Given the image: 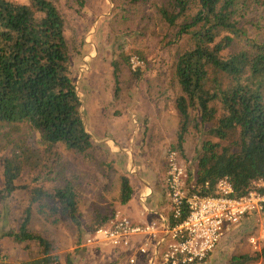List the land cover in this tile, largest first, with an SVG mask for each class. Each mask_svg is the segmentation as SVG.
Returning <instances> with one entry per match:
<instances>
[{"label": "trees", "instance_id": "1", "mask_svg": "<svg viewBox=\"0 0 264 264\" xmlns=\"http://www.w3.org/2000/svg\"><path fill=\"white\" fill-rule=\"evenodd\" d=\"M132 1L152 4L172 35L166 43L183 40L187 45L176 54L174 63L180 90L175 99V148L182 152L190 111L198 112L201 124L211 123L208 134L215 140L202 141L195 158L194 177L189 184L186 179V188L201 185L200 193L214 194L217 180L226 177L234 196L253 189L264 192V13H260L264 11V0ZM238 42L242 43L240 48ZM133 74L138 77L139 68ZM31 133L38 136L39 150L26 144ZM0 139L7 147V153L0 158L2 199L28 187L17 183L24 172L37 171L33 182H58L51 189L41 185L30 188L29 205L22 212L17 230L0 232V239L27 242V250L28 242H37L35 255L17 264H50L54 259L52 243L30 229V205L36 203L39 212L53 217L54 222L70 220L80 232L83 230L77 189L65 177V166H50L44 154L61 145L90 158L95 149L81 116V100L71 75L64 19L50 0H0ZM258 180L263 182L261 186L254 184ZM131 195L132 186L121 175L120 203H126ZM113 213L96 214L85 238ZM184 216L185 212L179 220ZM254 233L253 227L244 222L232 226L226 236L227 241L234 236L235 241H246ZM124 253L121 250L120 255ZM126 254L128 258L129 253ZM262 258L264 241L253 255L231 256L227 264ZM66 264H72L69 257Z\"/></svg>", "mask_w": 264, "mask_h": 264}, {"label": "rangeland", "instance_id": "2", "mask_svg": "<svg viewBox=\"0 0 264 264\" xmlns=\"http://www.w3.org/2000/svg\"><path fill=\"white\" fill-rule=\"evenodd\" d=\"M50 1L64 19L71 75L81 100V116L95 149L90 158L61 145L53 146L44 154V160L48 158L50 166H65V177L77 189L80 228L83 231L80 232L70 220L52 221L53 217L39 212L36 203L30 205V229L51 241L54 259L50 264H66V257L72 264H113L105 254L118 248L101 240L91 246H83L85 236L90 232L88 226L97 219L96 214L121 211L132 222H148L150 210L156 205L157 198L160 199L158 195L166 194L168 152H177L189 184L194 177L195 158L202 141L215 140V137L208 134L211 123L201 124L198 112L190 111L182 152L175 148L178 130L175 99L180 90L174 76V63L176 54L187 45L183 40L166 43L172 35L150 2ZM261 22L264 23V17ZM237 46L240 48L242 43L238 42ZM132 57L141 62L136 68H132ZM138 68L140 74L135 77L133 72ZM38 140L37 134L31 133L26 144L39 150ZM3 143L4 140L0 139V158L7 153ZM36 174L37 171L24 172L17 183L28 187L15 190L8 198L0 197V232L17 230L22 212L29 205L30 188L41 185L51 189L58 184L52 180L33 182ZM121 175H125L132 186V195L123 204L119 199ZM1 179L0 166V188ZM145 184L151 187L153 197L143 196L140 202L137 195ZM140 210L144 212L140 214ZM226 234L209 257L196 264H227L231 256L253 255L255 250L245 240L235 241L234 236L227 241ZM140 238V235L135 236L136 241ZM28 243L29 250L26 249L27 242L15 243L10 237L1 238L0 264H17L33 257L38 244L35 241ZM101 244L106 245V252L93 248ZM131 252V249H125L126 262V253ZM136 256L139 257L138 254ZM133 264H141L140 258ZM154 264H158L157 259ZM242 264H264V258Z\"/></svg>", "mask_w": 264, "mask_h": 264}, {"label": "built area", "instance_id": "3", "mask_svg": "<svg viewBox=\"0 0 264 264\" xmlns=\"http://www.w3.org/2000/svg\"><path fill=\"white\" fill-rule=\"evenodd\" d=\"M130 61L132 68L141 63L136 57ZM186 178L177 152L170 150L165 187L173 222L161 216L160 222L136 223L115 211L104 225L85 238L84 245L101 240L116 248L131 249L129 263H134L136 254H141L147 264H154L156 259L158 264H196L209 257L232 226L245 222L255 231L246 237V242L253 250L260 248L264 241V192L253 189L245 195L234 196L228 179L223 177L217 180L214 194H202L201 185L192 184L187 189ZM254 184L261 186L263 182L258 180ZM183 212L185 216L179 220ZM139 235L141 238L136 241L135 236Z\"/></svg>", "mask_w": 264, "mask_h": 264}, {"label": "crops", "instance_id": "4", "mask_svg": "<svg viewBox=\"0 0 264 264\" xmlns=\"http://www.w3.org/2000/svg\"><path fill=\"white\" fill-rule=\"evenodd\" d=\"M143 196H147V198L150 197V196L153 197V193L151 192V187L148 186V185H146V184H145V188L137 195V199L140 201V199ZM158 196L160 197V199L157 198L156 205L154 207H152V210H150L151 211V214L148 216L149 221H151V220L154 221L155 220L156 222L157 221L160 222V217L161 216H163L167 220V222L172 221V218H171V210H170V206L168 205V200L166 198V194H163L162 196H160V195H158ZM154 200L156 201L155 198H154ZM83 246H91V244L90 245H84L83 244ZM105 246H103L101 244V246H96L95 245L93 248H97L99 250L101 249V251L106 252L105 251V248H107V247H105ZM121 250L124 253L123 249H117V250L115 249V251L106 252L105 255L109 258L108 260L110 262H113V264H130L129 262H126L125 261V256L126 255H120L121 254ZM138 256H139L138 258H140L141 264H147L146 258L144 256H142L140 254H138ZM116 258L118 260H116ZM138 258L136 256V262H137Z\"/></svg>", "mask_w": 264, "mask_h": 264}]
</instances>
